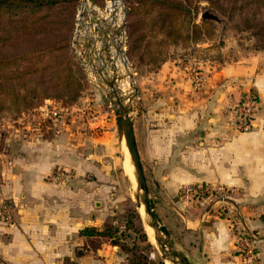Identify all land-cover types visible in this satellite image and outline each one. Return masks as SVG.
<instances>
[{
  "label": "rangeland",
  "instance_id": "1",
  "mask_svg": "<svg viewBox=\"0 0 264 264\" xmlns=\"http://www.w3.org/2000/svg\"><path fill=\"white\" fill-rule=\"evenodd\" d=\"M244 1L120 0L122 18L116 33H112L113 29L106 21L110 13L108 0H31L20 3L18 18L27 12H32L34 18H43L29 23V30L26 23L17 24L16 34H23L14 46L10 42L3 46L2 58L6 60L19 52L52 46L56 50L45 53L44 57L35 53L34 62L58 64L62 73L52 75L51 67H47L45 71L30 75L37 79L33 83L30 76L26 77L30 83H25L27 75L14 81L22 94L30 95L32 88H36L39 97H33L32 104L20 101L17 105L7 98L5 107L0 110V177L11 183L21 140L45 137L53 130L55 133L78 131L83 137L78 145L80 159L86 164V172L80 177L86 183L103 187L99 199L108 208V216L100 227L102 236L123 252L125 264H144L151 252L154 258L150 263L166 264L156 241L149 236L143 206H137L134 168L124 139L118 132L109 97H119L124 105L132 106L130 116L135 122L149 198L154 211L162 215L163 209L155 197L158 191L150 166L152 161L148 160L142 146V128L151 123H147V111L156 108L158 95L164 92L169 94L167 99L171 105L179 100V90L186 91L187 95L192 91L196 98L205 96L215 89V84H220L221 79L212 75L222 66L264 55V15L261 14L264 9L260 7V11L248 0ZM0 3V33L11 34L7 18L9 7L2 1ZM205 11L215 14L218 19L203 18L201 14ZM115 34L122 36L120 41L126 66L116 60L112 40ZM17 63L23 70V62L18 60ZM162 63H168L175 72L170 71L166 76L159 74ZM65 68L70 70L71 75L66 71L68 77ZM10 73L6 64L2 74ZM42 77L47 80H41ZM109 81L113 82V87L108 85ZM45 105L59 112L56 125L48 119L45 110L40 109ZM89 112H96L104 121L100 131H93L90 129L93 125H87ZM213 114H218L219 121L228 122L226 105ZM103 135L100 143L91 141ZM100 146L101 149L97 150ZM95 168L101 170L97 176L93 174ZM78 178L79 174L73 168L57 166L44 176L47 182L69 186L81 179ZM225 189L218 191L216 197L222 194L232 199L237 195V192Z\"/></svg>",
  "mask_w": 264,
  "mask_h": 264
},
{
  "label": "crops",
  "instance_id": "2",
  "mask_svg": "<svg viewBox=\"0 0 264 264\" xmlns=\"http://www.w3.org/2000/svg\"><path fill=\"white\" fill-rule=\"evenodd\" d=\"M170 71L162 63L159 74ZM216 76L220 84L205 96L179 90V100L171 105L164 92L156 108L147 111L151 123L142 128V146L152 161L155 197L163 209L162 215L155 213L191 264H245L239 236L244 231L254 233V257L264 264V55L222 66ZM250 90L259 102L252 130L234 131L213 114ZM133 130L143 167L134 121ZM82 138L78 131L53 130L21 140L11 183L0 177V203L11 201L15 217L13 226L0 220V264L126 263L123 252L103 236L80 234L84 227L100 230L108 216L107 204L99 199L103 187L80 177L86 172L78 149ZM56 166L73 168L81 179L71 186L45 181ZM100 171L95 168L93 174ZM187 184L220 186L237 195L185 202L179 189Z\"/></svg>",
  "mask_w": 264,
  "mask_h": 264
},
{
  "label": "trees",
  "instance_id": "3",
  "mask_svg": "<svg viewBox=\"0 0 264 264\" xmlns=\"http://www.w3.org/2000/svg\"><path fill=\"white\" fill-rule=\"evenodd\" d=\"M4 2L7 4V7H9V17L8 20L10 22V26L12 28V32L11 34H2L0 33V110L2 109V107H5V101L8 98L9 101L11 103H13L14 105H17L20 101H25L27 104H32V99L33 97L38 98L39 96L36 94V88H32V93L29 95L27 93L22 94L18 88V86L15 85L14 81L16 80V78H19V76L22 75H27L25 76V83H30L28 81V76L30 75H34L36 74L39 70L40 71H45V69L47 67H51L50 73L52 75H59L62 72L59 69V65H53V64H49L48 62H41L40 64H38L37 62H34L35 59V53L38 54L37 56H46L47 54L45 53H51L53 51L56 50V48L52 47V46H45V47H40L34 50H30L28 52H19V56L18 55H13L10 58H7L6 60L4 58H2V48L4 45L8 44L10 42V44L12 46H14V42H16V40L18 39V37H20V35L23 34V32H21V34H16L17 30L15 29V26H17V24H23L26 23V29L29 30V23H34L37 20L43 18L42 17H36L34 18L32 12H27L26 15H22L21 18H18V10L21 7L19 4L23 3L24 1H31V0H0V2ZM246 1V0H245ZM244 1V2H245ZM250 2V4L253 6H256L258 9H260V11L262 10L260 7H263L264 9V0H248ZM247 1V3H248ZM243 2V3H244ZM250 5V7H251ZM0 8H2L1 3H0ZM32 8V5L30 6V8L28 10H30ZM23 11H25V9H23ZM2 12V10L0 9V13ZM261 14L264 15V11H261ZM255 17V16H254ZM257 18H254V20H256ZM258 21H260V19H258ZM1 24V21H0ZM18 60H21L23 62V66H21V68L23 67V70L20 69V67L18 66ZM8 64L11 73L9 75L4 76L2 74V69L3 67ZM67 68H65L64 73L65 76L68 77V74L71 75L70 70L67 71ZM32 79V83L35 82L37 79L33 78V76H30ZM41 80L45 81L47 80V78L42 77ZM21 81V80H19ZM40 99V98H39ZM80 234L83 235H103L102 232L100 230H96L94 227H84L83 229L80 230ZM145 235V234H144ZM69 264H73L72 262H69Z\"/></svg>",
  "mask_w": 264,
  "mask_h": 264
},
{
  "label": "built area",
  "instance_id": "4",
  "mask_svg": "<svg viewBox=\"0 0 264 264\" xmlns=\"http://www.w3.org/2000/svg\"><path fill=\"white\" fill-rule=\"evenodd\" d=\"M86 1V0H85ZM259 108V102L257 99V94L250 90L244 92L242 96L237 101H230L226 104V110L228 111V122L227 125L230 129L237 132H247L253 129L255 126V115ZM45 114L48 116V119L52 121L53 125H56V120H58L59 112L57 110L48 109L47 105L45 108ZM103 120L99 117L96 112H89L86 115L87 125H93V131H100L103 127ZM95 125V126H94ZM56 174H59V171H56ZM225 188L220 186H210L207 184L203 185H192L187 184L181 186L179 189V196L185 202H190L195 198H215L217 200H227L231 197L227 195H220L216 197L218 191L221 192ZM229 191V189H225ZM13 209L11 202L8 200H2L0 204V220H2L6 225L13 226L15 225V220L13 217ZM240 239L243 242L242 250L246 253V263L245 264H257L255 255V247L253 241L255 239L254 233L250 231H244L239 233ZM148 261L144 264H152L151 260L154 258V253L151 252L148 256Z\"/></svg>",
  "mask_w": 264,
  "mask_h": 264
},
{
  "label": "water",
  "instance_id": "5",
  "mask_svg": "<svg viewBox=\"0 0 264 264\" xmlns=\"http://www.w3.org/2000/svg\"><path fill=\"white\" fill-rule=\"evenodd\" d=\"M201 16L203 18H209L213 20L218 19L215 14L208 11L203 12ZM129 74L132 78L131 73ZM108 85L113 87L114 84L113 82L109 81ZM109 98L113 104L118 132L120 137L124 139L125 146L133 164L134 175L137 180V193L135 195L137 206L140 207L141 204L143 206L146 223L154 231V239L158 245V249L164 259L166 258L172 261L174 264H191L185 254L174 245L167 229L161 223L152 207V200L149 198L148 187L141 164L139 151L136 145L132 117L130 116L132 106L124 105L119 97L115 99L112 97Z\"/></svg>",
  "mask_w": 264,
  "mask_h": 264
},
{
  "label": "bare ground",
  "instance_id": "6",
  "mask_svg": "<svg viewBox=\"0 0 264 264\" xmlns=\"http://www.w3.org/2000/svg\"><path fill=\"white\" fill-rule=\"evenodd\" d=\"M107 5H108V9H109L110 13H109L108 17L106 16V18H107L106 21H107V23H109V26L113 29L112 33H114V31L116 33L117 29H118L117 27L119 26V22H120V20L122 18V13H120L122 5H121L120 0H108ZM110 27H108V28H110ZM112 29H111V31H112ZM117 35L116 34L113 35V39L112 40H113V44L115 46V48H113V51H114V54L116 56L117 62L120 65H125L126 66L127 64H126L125 58H124L123 53H122V47H121V41H120L122 36L120 37V36H117ZM130 163L133 166L131 159H130ZM141 208H142V206H141ZM148 229H149V236H150L151 240L154 242L155 241V239H154V231H153V229L150 226H148ZM165 260H166V264H174L172 261H170V260H168L166 258H165Z\"/></svg>",
  "mask_w": 264,
  "mask_h": 264
}]
</instances>
